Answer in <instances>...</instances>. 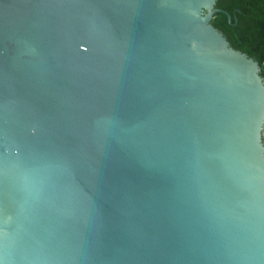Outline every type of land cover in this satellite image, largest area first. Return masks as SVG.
<instances>
[{
    "label": "water",
    "instance_id": "95a60500",
    "mask_svg": "<svg viewBox=\"0 0 264 264\" xmlns=\"http://www.w3.org/2000/svg\"><path fill=\"white\" fill-rule=\"evenodd\" d=\"M216 1L0 0V264H264V76Z\"/></svg>",
    "mask_w": 264,
    "mask_h": 264
},
{
    "label": "trees",
    "instance_id": "16d2710c",
    "mask_svg": "<svg viewBox=\"0 0 264 264\" xmlns=\"http://www.w3.org/2000/svg\"><path fill=\"white\" fill-rule=\"evenodd\" d=\"M215 8L221 12L213 16L211 25L233 49L253 58L264 76V0H217ZM222 11L231 16L230 22Z\"/></svg>",
    "mask_w": 264,
    "mask_h": 264
}]
</instances>
